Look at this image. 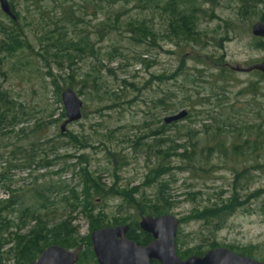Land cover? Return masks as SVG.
<instances>
[{"label":"rangeland","instance_id":"obj_1","mask_svg":"<svg viewBox=\"0 0 264 264\" xmlns=\"http://www.w3.org/2000/svg\"><path fill=\"white\" fill-rule=\"evenodd\" d=\"M8 1H13L16 20L0 8V23L21 32V39L29 47L11 56L0 54V92L13 102L5 128L0 127V178L10 180H0V200L8 199L10 184L18 194L35 184L60 186V194L48 195L51 205L46 213L45 235L51 237L55 226L70 222L76 231L72 240L79 243L92 233L90 225L80 211L71 214L64 201L68 194L62 192L66 187L81 192L80 167L88 166L100 177V187L108 195L102 194L92 207L108 224L116 219L140 222L150 216L142 204L155 203L160 183L166 182L167 215L179 220L178 251L208 252L216 244L236 255L264 261V211L260 201L248 202L217 233L206 223L190 218L196 210L230 197L234 169L249 170L240 194L243 201L248 194L264 190V171H258L255 165L259 159L238 162L230 156L233 143H241L254 126L264 127V81L257 71L237 73L229 68H247L264 60V49L257 47L263 39L251 32L255 23H264V0H252L255 16L250 17L240 15L237 0H183L190 10L196 8L197 43L168 34L164 6L138 8L134 3H121L106 14L94 15L90 8L83 10L84 0H46L42 4L46 5V14L41 15L39 0ZM69 6L80 23H67ZM117 14L120 23L116 30L103 31L101 23ZM134 21L144 23L154 39L140 43L129 34L125 26ZM55 23L69 40L87 38L86 52L79 56L71 52L78 56L73 60L46 43L45 54L39 39L45 24L47 34L55 30ZM3 38L0 34V40ZM67 88L74 90L83 103L82 119L67 128V134L84 140L86 148L81 152L67 146L66 138H60L66 120L61 94ZM183 110L188 112L186 119L165 124L167 117ZM15 115L17 125L13 124ZM39 122L45 127L34 134ZM219 143H224L226 157L208 150ZM193 146L199 159L188 169L187 161L176 154L183 153L179 147ZM37 147L38 162L43 157L41 149L46 153V163L47 156L63 158L45 169L19 168ZM79 156L87 165L77 160ZM162 165L168 173L159 177L156 171ZM122 191L136 193L128 200L120 194ZM221 192L226 195L219 200ZM27 196L25 207L34 203L30 194ZM17 209L19 212L21 207ZM18 212L3 211L0 216L13 224L3 237L10 244L0 253L2 264H23L11 250L20 238L35 230L30 219L19 220ZM81 247L82 252H93L92 245Z\"/></svg>","mask_w":264,"mask_h":264},{"label":"trees","instance_id":"obj_2","mask_svg":"<svg viewBox=\"0 0 264 264\" xmlns=\"http://www.w3.org/2000/svg\"><path fill=\"white\" fill-rule=\"evenodd\" d=\"M37 1V0H36ZM46 0H39L38 4H40V14H46V5H42ZM66 1V0H65ZM241 4V13L242 17H250L254 15V7L252 4V0H237ZM123 3V6H128L131 3H134L136 7L140 8L143 5H147L151 8H160L164 6L163 9L166 15L169 18V31L168 34L174 38H182L190 43H197L199 41V34L196 29L197 25V15L196 8L190 10L189 7L184 4L183 0H84L83 10L86 11L88 8L95 11L94 15L98 13H104L111 11L116 5H120ZM12 7L13 1L11 3ZM122 6V7H123ZM248 9H250L248 11ZM72 8L69 6L67 12H69L65 18L67 23L75 25V22H81V19L78 17H73ZM119 14L115 18L108 16L105 22L101 23V29L103 31L108 32L109 30H116L119 26L118 20ZM44 21V17H42ZM261 22H264V18H261ZM16 25L15 23H13ZM55 30L48 32L46 34V24L44 29V33L39 39L42 44V50L46 54V43L49 45V48H54L57 52L63 53L66 52L67 57L76 59L80 54H84L87 49L88 42L87 38H83L80 41L76 42L74 40H69L67 38V33L64 32L62 34V30H60L55 23ZM128 33L134 35L137 38V41L140 43H144V41L148 39H154V35L150 32V30L146 27V25L142 22H129L127 26ZM63 29V28H62ZM0 34L4 36L3 39L0 40V54L14 55L19 50L25 48V46L29 47L26 44L25 40L21 39V32L8 28L4 24L0 23ZM258 48L264 49V40H260L257 44ZM62 48L63 50L61 51ZM71 52L79 53L78 56L70 55ZM138 62H142L141 59H138ZM262 81H264V76L261 73H257ZM13 106V102L10 101L7 97V94L4 92H0V127L5 128V124L9 119V112L11 111ZM259 114H261L262 110H258ZM205 113H202V115ZM64 117V114H62ZM15 116H13V121H15ZM20 122V121H19ZM18 122V123H19ZM56 120L50 123H55ZM15 121L13 124H16ZM12 124V123H11ZM17 125V124H16ZM174 125V124H173ZM45 125L42 122L36 126V129L33 130V133L36 134L39 131L43 130ZM3 128V129H4ZM250 134L242 139L241 143H233L231 145L230 156L234 161L238 162H246L247 158H250L253 162L254 157H257L259 161H256V169L258 171H264V127L262 126H254L250 129ZM219 133L221 132L218 127ZM154 135H158V133H154ZM60 138H66L68 140L67 146L73 147L76 151L81 152L85 150L86 145L84 140H82L79 136L74 135L72 133L63 134ZM82 140V141H81ZM43 147V145H40ZM39 147L32 149V152L27 154L25 158L24 165L22 169H31L33 166L39 169H45L52 166L53 163L60 158L57 155L55 157L47 156V160L49 163H46V153L43 149H41V154L43 157L40 158L38 162L37 159L40 155H37ZM178 149H183L182 154H176L181 159L187 161L186 163L188 169L195 167L197 153L196 148L193 147H179ZM190 149V150H189ZM217 153V155H224L226 157L227 150L225 149L224 143L217 144L214 148L209 147L208 150H212ZM199 159V158H198ZM78 161L83 160V156H79L77 158ZM82 165H87L86 162H81ZM80 164V166H82ZM254 165V164H253ZM251 166V169H255L254 166ZM160 170L156 171L159 177H163L167 175V168L165 166H161ZM249 173L248 169H244L243 171H239L234 169V180L231 186L230 197L227 200L221 201L220 204L215 203L210 206H206L202 210H196L190 218L194 221H199L206 223L207 225L212 227L213 232L221 231L224 226L227 224L228 220L235 215L240 209H242L248 202L252 200H257L261 202V210L264 211V190H259L253 193H250L246 196V199L243 201L241 197V192L244 191L245 184V175ZM79 177L81 181V192L78 193L76 190H69L68 187L64 189L62 193L64 195L67 193V196H64V201H66L67 209L71 212V214L80 211L83 216L88 220L90 225V231L94 232L99 229L111 227V226H128L129 231L127 233V238L131 241L136 242L139 246H148L153 242L152 236L146 234L141 231L139 226V220L129 221L127 219H116L113 224H108L103 214H95V210L92 205L101 199L103 196H107L108 194L102 190L100 187L101 181L100 177H96V175L90 171L89 167H80L79 169ZM1 183H5V181H10L7 178L1 177ZM11 183V182H10ZM1 187V186H0ZM60 186L53 184L46 185H37L35 184L29 191L24 192L20 191L17 193V190L11 189V184L7 186L8 189V199L0 200V216L3 211H11L18 212V207H21L19 210V220L21 221L23 218H28L35 224V230L32 235L27 236L26 238H20L18 240V244L16 248L11 250L17 256L19 262L23 264H30L37 260V258L50 246H60L67 250L77 249L81 247L82 244H85L89 248L92 245L91 242V234L89 237L81 240L79 243L73 242V236L76 234V231L72 229L70 222H63L55 226L51 237L46 236L45 229H47V219L46 213L50 210V199L56 194H60L61 192L58 190ZM158 193L156 196L155 203L149 202V204L145 203L148 209V215L159 217L167 215L166 207H167V192L169 191V186L166 182L160 183L158 187ZM134 191V190H133ZM136 192H128L122 191L120 194L123 198L130 199L131 195ZM27 194L31 196V201H34L33 205H28L26 200L28 199ZM50 194L51 197H48ZM117 194V195H120ZM226 195V192H221L219 194V200H221L222 196ZM151 203V204H150ZM138 213H142L141 210H138ZM22 222V221H21ZM11 220L0 219V253L1 251L10 244L8 239H4V235L9 232L12 227ZM49 237V239H48ZM177 246V239H176ZM218 246L216 244H212L210 249H216ZM206 252L201 250H192L191 252L182 253L178 251L177 254L181 259H188L192 256H203ZM247 255V254H246ZM250 256V255H249ZM93 262V264H97L94 253L89 250L88 252H81L80 260L78 264H86L87 262ZM3 258L0 255V264H2ZM151 264H159L156 261H152Z\"/></svg>","mask_w":264,"mask_h":264},{"label":"water","instance_id":"obj_3","mask_svg":"<svg viewBox=\"0 0 264 264\" xmlns=\"http://www.w3.org/2000/svg\"><path fill=\"white\" fill-rule=\"evenodd\" d=\"M1 11L11 20H16L12 5L8 0H0ZM252 35L264 40V23H255ZM237 73L257 71L264 76V60L256 65L244 68L241 65L229 66ZM66 120L61 125V133L66 134L68 126L82 119L83 103L74 90L67 88L61 94ZM188 117V112L167 117L166 125L178 123ZM142 232L149 234L153 242L148 246H139L127 238L128 226L107 227L91 233L92 249L98 264H264L250 257L239 256L225 248L209 250L203 256L181 259L177 254L176 239L179 220L172 215L159 217L144 216L139 222ZM82 247L67 250L60 246L48 247L36 261L30 264H78Z\"/></svg>","mask_w":264,"mask_h":264}]
</instances>
